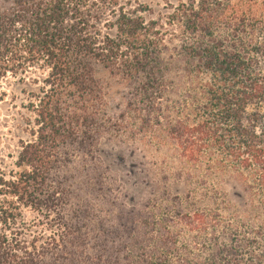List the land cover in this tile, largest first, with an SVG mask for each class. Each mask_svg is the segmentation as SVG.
Segmentation results:
<instances>
[{"label":"trees","instance_id":"1","mask_svg":"<svg viewBox=\"0 0 264 264\" xmlns=\"http://www.w3.org/2000/svg\"><path fill=\"white\" fill-rule=\"evenodd\" d=\"M106 6L114 18L101 32ZM150 10L118 0H0V77L45 70L31 92V139L17 170L0 177V264H264V75L246 55L251 32L264 33V0L179 1L164 23L146 18ZM98 68L134 92L139 122L160 126L157 100L169 84L185 86L163 132L186 163L250 170L245 191L260 227H218L222 214L211 210H177L167 221L147 205L126 207L86 160L103 134ZM22 208L45 218L49 234L21 237Z\"/></svg>","mask_w":264,"mask_h":264},{"label":"rangeland","instance_id":"2","mask_svg":"<svg viewBox=\"0 0 264 264\" xmlns=\"http://www.w3.org/2000/svg\"><path fill=\"white\" fill-rule=\"evenodd\" d=\"M179 1L187 0H118V3L131 9L139 4L147 5L151 10L145 12L146 18L164 23ZM111 9L115 8L106 6L97 12L100 21L96 28L101 32L109 31L104 24L114 18ZM253 27H257L255 23L250 28ZM163 29L168 31L165 34L167 38L173 26L165 24ZM247 44L246 55L257 62L264 75V33L261 34L255 28ZM167 47L164 57L172 53L171 44ZM44 77L45 70L38 67H29L23 72H7L0 77V177H9L17 170L14 163L20 145L31 139V92H37L43 86L41 81ZM97 77L105 93V104L98 107L100 117L103 114L100 124L103 134L96 142L94 153L86 160L99 169L105 185L111 186L114 195L126 207L141 210L144 209L143 204L147 205L155 219L163 218L167 221L174 219L177 210H188L190 213L211 210L222 214L218 227L222 224H235L241 233L260 227L261 220L255 215L257 212L254 206L248 204L250 193L245 191V187L251 185L254 178L250 170L232 169L228 161L223 164V168L186 163L180 157L177 146L163 132L162 125H166L167 119L177 114L186 95L185 86L172 87L169 84L157 100L162 106V110L157 111L161 121L159 126L154 117L139 122L141 116L138 112L142 104H137L133 98L134 92L130 93L127 86L123 88V84H119L100 68ZM128 100L132 102L131 107L125 105ZM120 113L124 116L119 117ZM108 116L113 119L109 121ZM78 158L77 155L75 159ZM179 200L183 207L178 206ZM21 212L22 217L16 226L21 230V237L30 240L34 235L49 234V230H46L48 226L41 224L46 221L45 218L38 220L36 213L27 208H22ZM175 232L182 234L184 230L174 228Z\"/></svg>","mask_w":264,"mask_h":264}]
</instances>
